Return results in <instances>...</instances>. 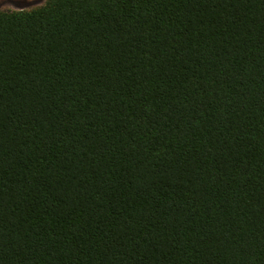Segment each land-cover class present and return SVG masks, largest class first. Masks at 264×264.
Segmentation results:
<instances>
[{"label":"trees","instance_id":"1","mask_svg":"<svg viewBox=\"0 0 264 264\" xmlns=\"http://www.w3.org/2000/svg\"><path fill=\"white\" fill-rule=\"evenodd\" d=\"M0 264H264V0L0 11Z\"/></svg>","mask_w":264,"mask_h":264},{"label":"rangeland","instance_id":"2","mask_svg":"<svg viewBox=\"0 0 264 264\" xmlns=\"http://www.w3.org/2000/svg\"><path fill=\"white\" fill-rule=\"evenodd\" d=\"M48 0H0V11L20 8L32 9L44 5Z\"/></svg>","mask_w":264,"mask_h":264}]
</instances>
